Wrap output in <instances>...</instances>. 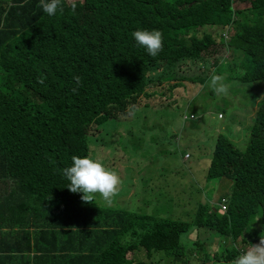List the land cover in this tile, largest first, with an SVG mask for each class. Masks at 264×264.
Here are the masks:
<instances>
[{
  "label": "trees",
  "instance_id": "1",
  "mask_svg": "<svg viewBox=\"0 0 264 264\" xmlns=\"http://www.w3.org/2000/svg\"><path fill=\"white\" fill-rule=\"evenodd\" d=\"M62 3L49 16L39 0H0V264H147L130 258L136 252L151 264H231L264 233V90L245 145L221 132L210 157L207 179L232 181V193L220 208L201 204L193 222L182 216L188 198L180 212L170 208L163 186L149 198L129 195L134 159L126 148L147 160L143 110L170 111L212 88L214 74L229 85L241 70L243 84L264 88V0ZM140 29L162 32L157 56L135 42ZM229 50L232 63L221 70L218 56ZM196 118L186 134L169 129L165 139L179 136V151L188 141L204 145ZM135 120L141 126L129 128L128 141L125 124ZM116 147L114 206L102 205L99 193L85 203L68 190L63 169L73 155L100 160ZM208 229L226 238L222 253H208Z\"/></svg>",
  "mask_w": 264,
  "mask_h": 264
},
{
  "label": "rangeland",
  "instance_id": "2",
  "mask_svg": "<svg viewBox=\"0 0 264 264\" xmlns=\"http://www.w3.org/2000/svg\"><path fill=\"white\" fill-rule=\"evenodd\" d=\"M218 59L223 62L221 70H225L226 61L232 63L230 50L218 56ZM242 74L243 71L241 70H236L232 74L236 79L229 82L227 95L219 94L215 97V90L206 86L201 93L191 99L175 101L176 103L173 105L175 108L173 107L170 111L165 106L143 110L148 113L143 115L142 125V132H144L145 137L147 136L146 152L148 159L145 160L137 156L134 148H126V151L134 159L132 161L134 173L131 175L127 187L131 197L135 200L149 198V194H154L156 187L163 186L165 187L163 194L168 197L170 208L171 203H173L175 209L180 212L182 210L180 209V203L188 198V213H184L182 216L189 222L194 221V213L201 204H217L220 208L218 201L222 196L232 193L233 182L225 178L213 181L207 179L210 159H212L210 157L213 156L217 138L221 132H224L237 146L242 147L245 145L253 119L258 112L259 104L261 105V96L264 90V88L254 87V83L243 84L241 80H238L242 77ZM167 111L171 114H167ZM220 113H223V117L220 116ZM176 116L180 117L179 120L172 119ZM186 116L189 118H184ZM192 116L197 117L196 120L204 121L201 124L204 145L202 144L199 147L188 141V145L184 144L181 151H179L177 143L180 137H173L171 141H168L165 139L166 133L170 131L169 129H172L174 132L186 134L185 129L190 128ZM135 121L138 123L125 124V135L128 141L130 140L129 128H134L133 130L136 131L140 129V122ZM191 130L188 132H191ZM117 139L118 137L114 135L110 138L109 143L114 145ZM89 141L93 143L91 138H89ZM120 150H122V147L109 150L110 152L116 151V153L100 152L99 158L103 162L107 156H111L105 166L112 170L118 163ZM125 194L126 192L123 191L119 198L125 196ZM98 201L104 206L115 205L113 202L111 204L106 203L100 194H98ZM252 230H254V227ZM212 233L217 237L213 236ZM202 236L209 239L206 246L208 253L214 255L216 252L222 253L225 249L226 238L222 235L209 230ZM130 258H134L136 261L143 259L147 264L152 262V259L147 257L146 252H136L131 254ZM154 259L158 261L159 257H154ZM160 264L170 263L162 261ZM190 264L201 263L192 260Z\"/></svg>",
  "mask_w": 264,
  "mask_h": 264
},
{
  "label": "clouds",
  "instance_id": "3",
  "mask_svg": "<svg viewBox=\"0 0 264 264\" xmlns=\"http://www.w3.org/2000/svg\"><path fill=\"white\" fill-rule=\"evenodd\" d=\"M39 7L49 16L56 15L57 11H63L62 0H39ZM132 36L150 56L155 57L163 50V34L159 30L140 29L134 31ZM74 79L79 83L80 77ZM222 81L223 77L214 74L210 78V86L217 94L227 95L229 86ZM40 82L43 83V80ZM72 91L76 92L77 89L73 88ZM71 159L72 165L63 169V175L70 182L67 186L68 190L73 193H83L81 198L85 203L93 202L94 195L99 193L106 203L111 204L121 184L119 175L107 168L101 160L93 159L91 156L73 155ZM250 245L249 248L241 251L231 264H264V233L261 234L258 244Z\"/></svg>",
  "mask_w": 264,
  "mask_h": 264
}]
</instances>
